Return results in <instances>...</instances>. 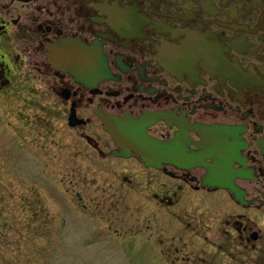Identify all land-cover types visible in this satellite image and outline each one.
<instances>
[{
  "label": "flooded vegetation",
  "instance_id": "1",
  "mask_svg": "<svg viewBox=\"0 0 264 264\" xmlns=\"http://www.w3.org/2000/svg\"><path fill=\"white\" fill-rule=\"evenodd\" d=\"M82 44L104 74L65 67ZM4 94L26 100L112 236L162 264H264V0H0ZM114 118L179 157L120 146Z\"/></svg>",
  "mask_w": 264,
  "mask_h": 264
},
{
  "label": "rangeland",
  "instance_id": "2",
  "mask_svg": "<svg viewBox=\"0 0 264 264\" xmlns=\"http://www.w3.org/2000/svg\"><path fill=\"white\" fill-rule=\"evenodd\" d=\"M28 110L0 95V264H162L150 244L112 236L105 214L77 205L73 163L45 146Z\"/></svg>",
  "mask_w": 264,
  "mask_h": 264
},
{
  "label": "water",
  "instance_id": "3",
  "mask_svg": "<svg viewBox=\"0 0 264 264\" xmlns=\"http://www.w3.org/2000/svg\"><path fill=\"white\" fill-rule=\"evenodd\" d=\"M79 53L81 64L75 67L78 68L79 73L74 72L77 77H80L82 79L80 71L83 74L85 70H88V72L91 74L97 71L96 76H99L101 73L104 74L106 72V65L102 67L97 66L99 64L98 62L102 59L101 57H103V53L101 50L95 49L93 46L82 44ZM89 61L94 62L93 64H90ZM83 62H87V64H83ZM70 68L75 69L74 67ZM105 121L106 129H108V131L113 135L116 142L120 146H123V144H130L136 152H138L148 160H152L154 157H159L161 161H171L174 156H177V158L179 157V154H176L173 151V148L178 146L176 141L161 140L148 135L146 133V126L140 125V121L138 119L131 118L129 121H124L123 119L114 118V120L112 121L113 124H110L108 119H106ZM191 159L194 160V158ZM201 163L206 164L208 169L210 170L216 169L214 165L212 166L211 164L206 163L202 160Z\"/></svg>",
  "mask_w": 264,
  "mask_h": 264
},
{
  "label": "bare ground",
  "instance_id": "4",
  "mask_svg": "<svg viewBox=\"0 0 264 264\" xmlns=\"http://www.w3.org/2000/svg\"><path fill=\"white\" fill-rule=\"evenodd\" d=\"M87 60V59H86ZM67 69H70V70H72L73 72H78L79 73V70H78V68H75V69H71L70 67H68V66H65ZM80 75L82 76V79L84 80L87 76H85L84 74H82V72L80 71Z\"/></svg>",
  "mask_w": 264,
  "mask_h": 264
}]
</instances>
